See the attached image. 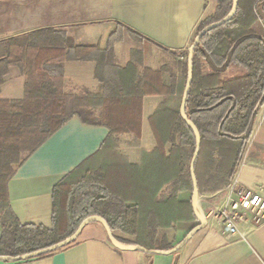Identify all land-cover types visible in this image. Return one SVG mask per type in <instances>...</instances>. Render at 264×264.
<instances>
[{
  "label": "trees",
  "instance_id": "obj_1",
  "mask_svg": "<svg viewBox=\"0 0 264 264\" xmlns=\"http://www.w3.org/2000/svg\"><path fill=\"white\" fill-rule=\"evenodd\" d=\"M215 2L194 40L231 12L233 0ZM121 36V31L114 33L106 48L77 45L54 28L0 41V257L52 247L93 216L105 219L123 245L151 252L174 249L199 226L191 173L197 141L180 113L189 48L158 45L154 68L145 58V37L136 34L129 60L119 64L114 43ZM69 62H95L98 87L71 88L65 74ZM14 72L25 79L23 96L3 97ZM148 96L162 97L149 119L156 141L152 150L141 144ZM263 107L264 0H239L232 20L207 33L194 51L186 113L201 134L195 165L199 199L229 186ZM73 117L106 127L109 134L95 155L54 187L52 227L23 224L10 205L9 182ZM124 147L136 152L135 162Z\"/></svg>",
  "mask_w": 264,
  "mask_h": 264
},
{
  "label": "crops",
  "instance_id": "obj_2",
  "mask_svg": "<svg viewBox=\"0 0 264 264\" xmlns=\"http://www.w3.org/2000/svg\"><path fill=\"white\" fill-rule=\"evenodd\" d=\"M208 8L209 0H0V41L54 28L64 30L77 45L106 48L112 35L121 31L114 52L119 64H125L135 35L140 34L148 47L147 64L156 68L158 45L168 50L190 49ZM65 74L73 89L94 90L99 85L95 62H69ZM24 82L19 72L12 73L4 85L3 97L21 98ZM161 101L160 96L144 98L143 149L152 150L156 145L149 119ZM108 134L106 127L88 125L73 117L49 138L9 182L10 205L18 219L23 224L52 227L54 187L95 155ZM125 151L135 162L136 152L128 148ZM234 179L264 196V107L231 182ZM228 187L199 199V210L207 224L174 253L119 251L112 246L103 225L91 223L68 248L27 261L0 264H264V224L257 228L250 221L241 224L240 231L246 233L241 237L225 234L222 224L209 217L211 209L223 202Z\"/></svg>",
  "mask_w": 264,
  "mask_h": 264
},
{
  "label": "water",
  "instance_id": "obj_3",
  "mask_svg": "<svg viewBox=\"0 0 264 264\" xmlns=\"http://www.w3.org/2000/svg\"><path fill=\"white\" fill-rule=\"evenodd\" d=\"M238 6H239V0H233V7H232L231 12L223 20L216 22V23H213V24L207 26L206 28H204L203 31L200 32L199 35L195 38L193 44L191 45V47L189 49L188 80H187L186 88L184 91V96H183V100H182L180 113H181L182 119L193 130L195 137H196V141H197L196 153H195V156H194L192 164H191V173H192L193 183H194V187H195V191H194V195H193V209H194L195 216L198 219L200 224H199V226L194 228L175 249H173L172 251H169V252H157V253H166V254L174 253L175 251L180 249L185 243H187L189 240H191L193 238V236L199 230H201L203 227H205L207 224L205 217L203 216V214L199 210V189H198V182H197V178H196V174H195V165H196V161H197V158L199 156L200 148H201V134H200V131L197 128V126L188 118L187 113H186V106H187V100L189 97V92H190L192 82H193V58H194V51H195L196 46L198 45V43L201 41V39L207 33H209L210 31H212V30H214L220 26H223L227 22L231 21L232 18L235 16V14L238 11ZM91 223L102 224L103 227L105 228L106 232H107L108 238H109L112 246L119 251H122V252L140 251V252H144V253L150 252L148 249L140 247V246L123 245L114 237L112 230H111L110 226L108 225V223L106 222L105 219H103L102 217H99V216H93V217H90V218L86 219L85 221H83L81 223V225L79 226L78 230L76 231V233L61 243L53 245L52 247H49L47 249L37 251V252H33L31 254L24 255V256H21L18 258H13L10 256H1L0 261H4V262L27 261V260H31V259L40 257V256L48 254V253L55 252L59 249H62L64 247L70 245L74 241H76L80 237L84 228Z\"/></svg>",
  "mask_w": 264,
  "mask_h": 264
},
{
  "label": "built area",
  "instance_id": "obj_4",
  "mask_svg": "<svg viewBox=\"0 0 264 264\" xmlns=\"http://www.w3.org/2000/svg\"><path fill=\"white\" fill-rule=\"evenodd\" d=\"M223 202L212 208L209 217L219 221L228 235L246 237L241 224L250 221L254 228L264 224V196L254 189L239 185L234 179L223 194Z\"/></svg>",
  "mask_w": 264,
  "mask_h": 264
},
{
  "label": "rangeland",
  "instance_id": "obj_5",
  "mask_svg": "<svg viewBox=\"0 0 264 264\" xmlns=\"http://www.w3.org/2000/svg\"><path fill=\"white\" fill-rule=\"evenodd\" d=\"M215 6H216L215 0H209V8H208V13H207L208 16L213 14ZM123 149L125 150V147ZM173 235H174L173 232L170 231L171 238L173 237Z\"/></svg>",
  "mask_w": 264,
  "mask_h": 264
}]
</instances>
